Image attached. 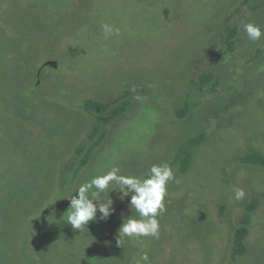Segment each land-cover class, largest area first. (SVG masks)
Returning a JSON list of instances; mask_svg holds the SVG:
<instances>
[{
    "label": "rangeland",
    "instance_id": "obj_1",
    "mask_svg": "<svg viewBox=\"0 0 264 264\" xmlns=\"http://www.w3.org/2000/svg\"><path fill=\"white\" fill-rule=\"evenodd\" d=\"M249 22L264 33V0H0V264H137L143 252L146 264H264V166L246 158L264 157V35L250 40ZM104 24L119 34L105 36ZM228 27L238 32L231 51L221 42ZM88 99L130 103L80 168ZM198 133L180 174L173 152ZM165 162L175 180L158 239L117 245L124 217L138 214L115 184L101 193L115 208L107 220L88 231L67 224L81 183L113 165L144 178Z\"/></svg>",
    "mask_w": 264,
    "mask_h": 264
},
{
    "label": "clouds",
    "instance_id": "obj_2",
    "mask_svg": "<svg viewBox=\"0 0 264 264\" xmlns=\"http://www.w3.org/2000/svg\"><path fill=\"white\" fill-rule=\"evenodd\" d=\"M105 36L113 33L119 34V29L109 24L102 25ZM244 32L250 40L261 38V28L251 22L244 24ZM139 99V97H137ZM175 180V174L168 163L153 164L144 178L133 175L120 174L118 166L113 165L110 170L101 175L92 177L88 182L81 183L75 190V194L69 196V211L67 224L79 231H88V224L99 220H107L115 212L113 200L109 193L107 199L101 198L110 184L119 186L118 199L123 201L130 197L128 205L135 209L137 216L124 217L118 233L117 245L121 246L125 238L137 239L140 237L159 238V221L157 216L165 211L164 200L167 195V185ZM237 200L243 199L245 191L242 188H234ZM99 212V218H97ZM147 252L140 255L137 264L148 262Z\"/></svg>",
    "mask_w": 264,
    "mask_h": 264
},
{
    "label": "trees",
    "instance_id": "obj_3",
    "mask_svg": "<svg viewBox=\"0 0 264 264\" xmlns=\"http://www.w3.org/2000/svg\"><path fill=\"white\" fill-rule=\"evenodd\" d=\"M223 38L221 42L226 45L231 51L233 49L234 39L237 36V30L235 27L225 28ZM39 75V72H38ZM212 75L204 73L200 76L202 83L210 82ZM38 83V82H37ZM129 101L117 99L110 104H105L93 99L85 100L83 103V109L94 117V123L91 132L89 133V147L77 148L75 152L80 156L79 167L86 165L91 156V149L100 146L104 141L108 124L115 118L122 116L129 107ZM187 106V105H186ZM186 108V107H185ZM185 108H175L176 115L183 117L185 114ZM204 140L202 133H198L195 136L186 139L173 152V157L170 164L177 168L178 173L185 174L191 168L194 161V152L197 150ZM247 158V162H251L255 165L264 166V157L259 154H250ZM255 203L247 206L246 211L252 212ZM248 219L243 218L240 222V226L234 232V245L233 254H243L242 242L248 234Z\"/></svg>",
    "mask_w": 264,
    "mask_h": 264
},
{
    "label": "water",
    "instance_id": "obj_4",
    "mask_svg": "<svg viewBox=\"0 0 264 264\" xmlns=\"http://www.w3.org/2000/svg\"><path fill=\"white\" fill-rule=\"evenodd\" d=\"M44 66L48 67H56V62L55 61H48L44 64Z\"/></svg>",
    "mask_w": 264,
    "mask_h": 264
}]
</instances>
